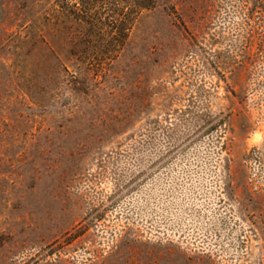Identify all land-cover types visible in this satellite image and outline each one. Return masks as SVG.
<instances>
[{"label": "rangeland", "instance_id": "obj_1", "mask_svg": "<svg viewBox=\"0 0 264 264\" xmlns=\"http://www.w3.org/2000/svg\"><path fill=\"white\" fill-rule=\"evenodd\" d=\"M96 2L0 0V264H264V0Z\"/></svg>", "mask_w": 264, "mask_h": 264}, {"label": "trees", "instance_id": "obj_2", "mask_svg": "<svg viewBox=\"0 0 264 264\" xmlns=\"http://www.w3.org/2000/svg\"><path fill=\"white\" fill-rule=\"evenodd\" d=\"M85 6L93 0H78ZM97 2L81 14L76 21L85 25L82 29L96 38L94 57L108 61L124 44L137 13L152 5V0H96ZM70 16V14H66ZM86 34V33H85ZM89 36V35H88ZM86 36V38H89ZM93 57V56H92Z\"/></svg>", "mask_w": 264, "mask_h": 264}]
</instances>
